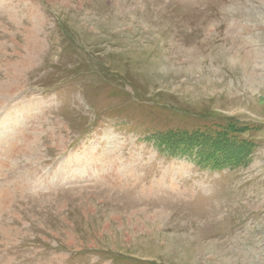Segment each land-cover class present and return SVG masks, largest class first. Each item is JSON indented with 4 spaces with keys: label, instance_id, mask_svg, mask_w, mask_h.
I'll list each match as a JSON object with an SVG mask.
<instances>
[{
    "label": "rangeland",
    "instance_id": "rangeland-1",
    "mask_svg": "<svg viewBox=\"0 0 264 264\" xmlns=\"http://www.w3.org/2000/svg\"><path fill=\"white\" fill-rule=\"evenodd\" d=\"M0 264H264V0H0Z\"/></svg>",
    "mask_w": 264,
    "mask_h": 264
},
{
    "label": "bare ground",
    "instance_id": "bare-ground-1",
    "mask_svg": "<svg viewBox=\"0 0 264 264\" xmlns=\"http://www.w3.org/2000/svg\"><path fill=\"white\" fill-rule=\"evenodd\" d=\"M247 149V148H246Z\"/></svg>",
    "mask_w": 264,
    "mask_h": 264
}]
</instances>
